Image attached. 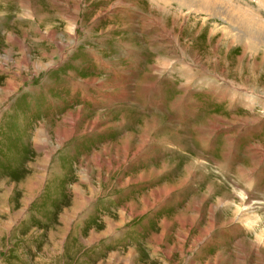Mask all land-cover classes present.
Instances as JSON below:
<instances>
[{
	"label": "rangeland",
	"instance_id": "rangeland-1",
	"mask_svg": "<svg viewBox=\"0 0 264 264\" xmlns=\"http://www.w3.org/2000/svg\"><path fill=\"white\" fill-rule=\"evenodd\" d=\"M0 264H264V0H0Z\"/></svg>",
	"mask_w": 264,
	"mask_h": 264
},
{
	"label": "bare ground",
	"instance_id": "bare-ground-1",
	"mask_svg": "<svg viewBox=\"0 0 264 264\" xmlns=\"http://www.w3.org/2000/svg\"><path fill=\"white\" fill-rule=\"evenodd\" d=\"M164 1H170V2H172L173 0H164ZM174 1H176L180 7H187L188 9L191 8L192 4L197 5V7L198 6H201V5L203 7H205V5H207L209 3V0H186L187 3H185V4L182 3L185 0H174ZM194 7H196V6H194Z\"/></svg>",
	"mask_w": 264,
	"mask_h": 264
}]
</instances>
